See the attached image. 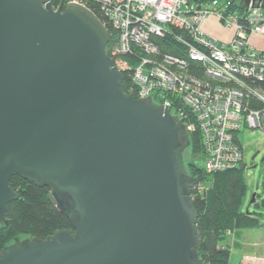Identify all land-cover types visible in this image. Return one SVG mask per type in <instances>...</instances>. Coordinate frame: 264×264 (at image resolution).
Here are the masks:
<instances>
[{"label":"water","instance_id":"95a60500","mask_svg":"<svg viewBox=\"0 0 264 264\" xmlns=\"http://www.w3.org/2000/svg\"><path fill=\"white\" fill-rule=\"evenodd\" d=\"M109 38L81 4L0 0V220L17 173L49 186L71 223L6 245L0 264H203L188 127L125 93Z\"/></svg>","mask_w":264,"mask_h":264},{"label":"built area","instance_id":"2783aa9c","mask_svg":"<svg viewBox=\"0 0 264 264\" xmlns=\"http://www.w3.org/2000/svg\"><path fill=\"white\" fill-rule=\"evenodd\" d=\"M63 1L87 7L113 30L106 52L131 82L126 94L151 96L172 107L189 132L199 130L206 172L241 162L242 127L264 135V47L253 41L264 37V7L257 0ZM207 19L229 36L205 32ZM167 35L183 46L180 55L161 52L156 38Z\"/></svg>","mask_w":264,"mask_h":264},{"label":"trees","instance_id":"16d2710c","mask_svg":"<svg viewBox=\"0 0 264 264\" xmlns=\"http://www.w3.org/2000/svg\"><path fill=\"white\" fill-rule=\"evenodd\" d=\"M56 4L57 0H52V5ZM108 29L111 41L114 33L109 26ZM156 42L162 53L180 55V51H183V46L172 36L156 38ZM122 78L128 92L131 82L125 74H122ZM260 86L264 89V82H260ZM171 109L172 113L176 112ZM186 148L190 151L191 159L183 162V165L191 176L190 198L197 211V252L203 264H229L230 248L224 242L226 233L264 226V221L256 215L260 212L240 209L246 191L242 160L233 168L211 173L197 166L195 158L205 157L201 134L197 129L189 132V145ZM199 183L201 189H198ZM9 185L19 196L7 203V222L0 220V253L6 245L18 242L23 237L45 239L57 231L71 228L68 216L56 207L49 186H38L17 173L12 175ZM255 205L264 209V196Z\"/></svg>","mask_w":264,"mask_h":264},{"label":"rangeland","instance_id":"374dc122","mask_svg":"<svg viewBox=\"0 0 264 264\" xmlns=\"http://www.w3.org/2000/svg\"><path fill=\"white\" fill-rule=\"evenodd\" d=\"M210 26L215 32L220 34L222 39L227 38L231 33L229 29L224 28L215 20ZM253 41L257 46L264 47V37L254 38ZM237 136L243 150V174L246 182V191L243 195L240 209L242 211L260 212L256 215L264 221V209L255 205V202H258L264 196V135L259 128L242 127L237 132ZM190 159V151L185 148L182 152V160L187 163ZM195 163L199 167H204L205 159L195 158ZM253 194H255L254 201H251ZM233 232L236 235L230 238L228 236L231 243H234V249L230 250L229 264H240L242 253L238 248L243 246L246 249H250L252 247L251 243L257 237L259 240L264 238V226L258 228H240L229 231L228 234Z\"/></svg>","mask_w":264,"mask_h":264},{"label":"crops","instance_id":"0c3cea01","mask_svg":"<svg viewBox=\"0 0 264 264\" xmlns=\"http://www.w3.org/2000/svg\"><path fill=\"white\" fill-rule=\"evenodd\" d=\"M213 21H214L213 19H207L205 22H203L202 28L208 34L222 39L220 34L215 32V30L210 26V24H212ZM235 232L228 234L229 233L228 231L226 233V237L224 240L225 243L229 244L230 250L234 249V243L233 244L231 243V241L228 239V236L230 238L231 236L236 235ZM251 244H252V247L250 249H246L243 246L238 248V250L241 251L242 253L240 264H264V238L259 240L257 237V239L253 241Z\"/></svg>","mask_w":264,"mask_h":264},{"label":"flooded vegetation","instance_id":"af4514ba","mask_svg":"<svg viewBox=\"0 0 264 264\" xmlns=\"http://www.w3.org/2000/svg\"><path fill=\"white\" fill-rule=\"evenodd\" d=\"M23 238H25V237H23ZM23 238H21V239H23ZM21 239H19V240H18V242H13V243H16V244H18V243H19V241H20Z\"/></svg>","mask_w":264,"mask_h":264}]
</instances>
